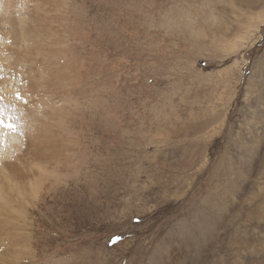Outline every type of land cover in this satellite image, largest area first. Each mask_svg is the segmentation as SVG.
<instances>
[{
    "label": "rangeland",
    "instance_id": "obj_1",
    "mask_svg": "<svg viewBox=\"0 0 264 264\" xmlns=\"http://www.w3.org/2000/svg\"><path fill=\"white\" fill-rule=\"evenodd\" d=\"M13 5L55 42L0 67V264H264V0Z\"/></svg>",
    "mask_w": 264,
    "mask_h": 264
},
{
    "label": "bare ground",
    "instance_id": "obj_2",
    "mask_svg": "<svg viewBox=\"0 0 264 264\" xmlns=\"http://www.w3.org/2000/svg\"><path fill=\"white\" fill-rule=\"evenodd\" d=\"M1 2V1H0ZM18 2V1H17ZM2 3V2H1ZM0 3V5H2ZM3 6H0V8H2L1 10H4V12L6 13L7 11H8V8L12 5L14 8H15V6L13 5V0H4L3 1ZM33 4V3H32ZM12 6H11V8H12ZM27 7V6H26ZM7 8V9H6ZM23 8V7H22ZM28 8V7H27ZM10 10V9H9ZM23 10H24V8H23ZM31 11V10H30ZM30 11H26L25 13H27V12H30ZM42 11V10H41ZM11 12H13L12 10H11ZM33 12V11H32ZM40 10H38V11H35V13H36V17H29V15H28V13H27V17H28V22L30 21H33V23H31L32 25H33V27L29 24V23H26V22H24V18H25V15H21L22 14V12H20L21 14H20V16H18L17 15V17H15V18H17V19H19V20H17L18 21V23L16 24L15 22H14V20L12 19L13 17H11V15H9V14H6V16H1V14H0V16H1V18H0V67H4L3 65H5L6 67H8V66H10L9 64H11L12 62H15L14 60H16L17 58H16V51L18 50V49H16V47H12L13 45L15 46V45H18L19 46V48L20 49H23L24 50V52H25V54H24V56H25V58L27 59L28 58V54L26 53L28 50L30 51L31 50V48L29 47L31 44L30 43H32V41L33 42H35V43H38L39 45H42V46H44L45 44H44V42H46V44H53L54 42H55V39L54 38H51L50 37V35L51 36H54V34H51V33H49V34H46L45 33V31H46V28H47V24L46 25H42L41 24V17H40ZM31 14V13H30ZM42 15V14H41ZM17 28H19V29H17ZM17 29V30H16ZM6 36H8V40L10 41L8 44L6 43V41H7V39H6ZM13 39V42H11V40ZM10 43H12V45L10 44ZM5 44H7V45H5ZM41 46V47H42ZM23 47V48H22ZM40 47V48H41ZM43 50V49H42ZM54 51V50H53ZM52 51H47V50H43V57L45 58V54L47 55V53H49V55H51L52 53H51ZM32 52L30 51V54H31ZM59 53V52H58ZM55 55V54H54ZM13 60V61H12ZM28 60V59H27ZM48 60V59H47ZM36 61H38L37 59H36ZM70 62H71V60H70ZM51 63H53V60L52 61H50V63H49V65L51 64ZM46 64V63H45ZM12 65V64H11ZM71 66V65H70ZM72 67V66H71ZM61 69V68H60ZM68 69V68H67ZM62 70V69H61ZM28 71V70H27ZM58 71V68H56V67H54V68H51V73H52V76H53V78H52V80H54L55 79V77L57 76V74H56V72ZM44 72V71H43ZM61 72H64L63 70L61 71ZM69 74V73H68ZM71 74V73H70ZM69 74V75H70ZM73 74V73H72ZM71 74V75H72ZM19 75V74H18ZM50 76V75H49ZM49 76H47V77H49ZM46 77V76H45ZM66 77V76H65ZM70 77V76H69ZM72 77H73V75H72ZM72 77H70V78H72ZM62 78V77H61ZM68 78V77H67ZM9 79V77L5 74V73H0V82H6L7 80ZM66 79V78H65ZM43 81H45V78H44V80ZM71 82V81H70ZM65 83H66V81H65ZM69 83V82H68ZM53 84V83H52ZM73 84V83H72ZM24 85V84H23ZM44 85H45V83H44ZM30 87V86H29ZM21 88V87H20ZM30 90V89H29ZM31 91V90H30ZM29 91V92H30ZM28 92V93H29ZM24 95V94H23ZM24 99V98H23ZM2 105V104H1ZM22 111V110H21ZM54 113L56 114V111H55V109H54ZM59 116V114L57 113V117ZM34 118V117H33ZM59 118V117H58ZM30 120V119H29ZM63 121V120H62ZM28 122V121H27ZM43 122V121H42ZM24 123V122H23ZM37 123V122H36ZM38 124V123H37ZM50 124V123H49ZM58 124V123H57ZM62 124V123H61ZM5 125V124H4ZM9 125V124H8ZM3 126V125H2ZM22 126V125H21ZM26 126V125H25ZM39 126V125H38ZM40 126H41V124H40ZM58 126H60V125H58ZM62 126V125H61ZM28 128V127H27ZM51 129V128H50ZM64 129V128H63ZM36 130H37V132H38V135L37 136H32L31 138H33V143H34V146L32 147L33 149H34V151L32 152L33 153V160H40V159H42L43 158V156H44V153L42 152V150L40 149V147H41V145H42V141H41V136H44V138H45V140H49V139H51V132H50V130H48V129H39V131H38V128H36ZM53 130V129H52ZM59 130V129H58ZM68 130V129H67ZM32 131V130H31ZM69 131V130H68ZM0 132H1V136H0V147H1V152H3V156H7V157H14L11 153H10V150H9V146L10 145H7L8 143H13V142H15V141H19L18 140V138L16 137V140H15V136H16V132L14 133V131H12V130H10V129H7V128H5V130L3 129V127H0ZM52 135L53 136H55V134L52 132ZM30 137V136H29ZM35 137H37V138H35ZM29 142H31V141H28V143H26L27 145L29 144ZM31 146V145H30ZM25 147H26V145H25ZM42 148V147H41ZM19 151V150H18ZM15 152H17V151H15ZM21 152V151H20ZM10 154V155H9ZM9 157V158H10ZM53 157L55 158V156L53 155ZM8 158V159H9ZM18 159V158H17ZM3 159H1L0 160V171H4V168H5V161H2ZM23 163V162H22ZM40 165H41V162L39 163ZM32 166H33V164H32ZM8 167H11L13 170H14V174L17 176H15L14 174V176H12L11 174H7L6 176H3V178H5V179H7V181L10 183V181L12 182V183H10L11 184V186L13 185V184H17L18 183V185L19 184H21L22 182H21V179L22 178H25V176H24V172L23 171H20V170H18V169H16L15 168V166H14V164H9L8 165ZM7 171V170H6ZM4 173V172H3ZM26 174V173H25ZM5 175V174H4ZM28 177V176H27ZM35 177V176H34ZM17 178L19 179V181L21 182H18L17 181ZM3 180V179H2ZM27 180H29V179H27ZM33 180V179H32ZM31 180V181H32ZM5 181V180H4ZM24 181V180H23ZM34 181V180H33ZM33 181H32V183H33ZM31 183V184H32ZM36 183V182H35ZM38 183V182H37ZM9 184V185H10ZM23 185V184H22ZM28 185H30V184H28ZM32 185H34V184H32ZM9 188V187H8ZM25 188V187H24ZM11 189V188H10ZM17 189V188H16ZM13 190H14V188H13ZM37 190V189H36ZM22 189H17V192H18V194H19V196H21L22 198L26 195L25 194V192H26V189H25V191H23ZM30 191V190H29ZM39 190H37V192H38ZM6 192H8V189H6ZM5 192V193H6ZM11 192V191H10ZM34 192V191H33ZM27 193H28V191H27ZM30 193V192H29ZM35 193V192H34ZM33 193V194H34ZM15 194V193H14ZM25 194V195H24ZM31 194V193H30ZM35 194H38V193H35ZM8 195V194H7ZM11 195V194H10ZM28 195V196H27ZM26 196L29 198V199H33V195L32 196H29V194H27ZM11 196H13V195H11ZM16 196H17V198H18V195L16 194ZM35 196V195H34ZM36 198V197H35ZM16 198L14 197V198H8V197H6V194L5 195H3V192H2V194H0V215L4 212V213H6L9 217H11L10 216V213L12 212L11 211V208L9 207V206H11L12 204H13V202L14 201H17V199L15 200ZM21 199V198H20ZM24 199H25V197H24ZM22 201V200H21ZM26 201V200H25ZM18 203H20V200L19 201H17ZM14 204H15V202H14ZM31 204V203H30ZM16 205V204H15ZM18 205V204H17ZM35 207V206H34ZM13 209V208H12ZM22 210H24V208H23V206H22ZM3 213V214H4ZM12 214V213H11ZM14 214V213H13ZM15 216V215H14ZM16 217V216H15ZM19 217V216H18ZM7 219V218H6ZM15 219H17V218H15ZM3 220V219H2ZM11 220V219H10ZM16 248V247H15ZM26 249V248H25ZM7 254V253H6ZM21 254H23L22 252H21ZM10 255V254H9ZM14 255V254H13ZM10 256H12V255H10ZM25 256V255H24ZM13 257V256H12ZM18 258H19V255L17 256ZM13 262V261H12Z\"/></svg>",
    "mask_w": 264,
    "mask_h": 264
}]
</instances>
